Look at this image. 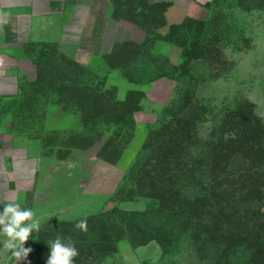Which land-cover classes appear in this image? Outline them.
<instances>
[{
  "label": "rangeland",
  "instance_id": "rangeland-1",
  "mask_svg": "<svg viewBox=\"0 0 264 264\" xmlns=\"http://www.w3.org/2000/svg\"><path fill=\"white\" fill-rule=\"evenodd\" d=\"M112 13L133 26L135 41L152 46L149 48L161 66L166 60L174 63V75L163 72L151 81H129L124 75L149 77L135 66L142 57L138 49L119 46L116 54L90 56L82 62L56 45L26 48L19 93L0 100V129L6 137L14 132L28 133L41 157L38 178L25 205L41 214L40 227L33 230L25 247L42 249L41 257L34 253L42 263L50 253L49 243L60 236L78 249L75 264H216L211 259L214 251H194L183 232L174 237L175 243L165 246L156 240L132 245L124 237L120 220L124 210L143 211L157 204L141 195L134 167L140 148L151 135L150 128L162 120L171 121L178 107L186 112L180 119L194 122L193 131L202 139L220 133V119L227 111L243 124L254 121L255 114L264 119V0H212L198 7L194 15L178 23L187 17L197 21L193 27L200 37L196 46L188 44L187 48L185 38L169 31L170 27L155 31L154 26L162 21L160 15L139 16L120 0ZM63 81L62 85L73 83L80 94L95 97L106 89L115 90L119 99L131 98L137 108L133 127L99 126L108 120L104 102L94 113L96 125L86 126V113H74L66 98H57L55 93L64 89L59 85ZM179 88L185 92L181 104ZM63 92L70 94L69 90ZM109 139L122 144L107 148ZM101 213L105 216L98 220ZM85 218L87 232L75 227ZM104 227H111L116 247L107 240L96 247V237L101 238Z\"/></svg>",
  "mask_w": 264,
  "mask_h": 264
},
{
  "label": "trees",
  "instance_id": "trees-1",
  "mask_svg": "<svg viewBox=\"0 0 264 264\" xmlns=\"http://www.w3.org/2000/svg\"><path fill=\"white\" fill-rule=\"evenodd\" d=\"M120 1L139 16L160 15L162 21L154 26L155 31L168 24L164 15L168 2ZM194 22L197 21L187 17L181 24L170 25L169 31L175 30L185 38V48L188 44L196 46L200 37L193 27ZM144 30L150 34L149 27ZM119 46L131 51L138 49V55L142 57L135 66L149 73V77L143 79L124 75L129 81H151L163 72L167 76L174 75L176 65L166 60L161 66L156 53L149 48L152 46L144 41L117 43L110 54H116ZM132 69L139 72L134 66ZM186 78L192 76L186 74ZM182 84L185 85V81ZM62 86L64 89L55 93L57 98H66L74 113H86L89 117H84L86 126L96 125L94 113L103 106L108 120L105 118L107 124L99 123V126L133 127L137 108L131 98L119 99L115 90L106 89L93 97L91 93L80 94L73 83L74 88L66 83ZM63 90H69L70 94ZM184 98L185 92L179 88L178 103L181 104ZM100 102L105 104L101 106ZM177 110L171 114V121L162 120L150 128L151 135L140 148L134 167L135 184L141 195L155 199L157 204L143 211H122L120 223L124 237L132 245L156 240L165 246L175 243L174 237L183 232L194 251H214L216 255L211 259L216 264H264V119L255 114L254 121L243 124L227 111L220 119V133L202 139L193 131L194 122L186 123L180 119L186 115L185 110L181 106ZM109 140L105 143L107 148L117 142L118 146L122 144L119 140ZM102 216L105 214H99L98 220ZM102 231L101 238L96 237V247L106 240L115 243L113 247H116L117 240L112 238L111 227H104ZM32 249L28 261L46 264L34 257V253L41 257L42 249Z\"/></svg>",
  "mask_w": 264,
  "mask_h": 264
},
{
  "label": "crops",
  "instance_id": "crops-1",
  "mask_svg": "<svg viewBox=\"0 0 264 264\" xmlns=\"http://www.w3.org/2000/svg\"><path fill=\"white\" fill-rule=\"evenodd\" d=\"M115 1L0 0V100L18 95L29 45H56L84 62L90 56L112 52L117 43L136 40L133 26L113 15ZM149 1L169 3L164 12L167 28L212 0ZM40 165L41 157L28 133L14 132L6 137L0 129V212L10 202L26 208ZM33 213L35 219L41 215ZM3 239L0 236V264H18L4 248Z\"/></svg>",
  "mask_w": 264,
  "mask_h": 264
},
{
  "label": "clouds",
  "instance_id": "clouds-1",
  "mask_svg": "<svg viewBox=\"0 0 264 264\" xmlns=\"http://www.w3.org/2000/svg\"><path fill=\"white\" fill-rule=\"evenodd\" d=\"M40 223L34 218L30 208H22L18 203H8L0 212V236L4 237L2 243L5 249L10 250L16 257L18 264L28 261L29 254L33 251L31 247H25L33 230H39ZM75 227L83 232L88 231L87 219L76 223ZM50 253L46 264H75V258L79 251L75 244L69 239L68 242L60 236L49 243Z\"/></svg>",
  "mask_w": 264,
  "mask_h": 264
}]
</instances>
